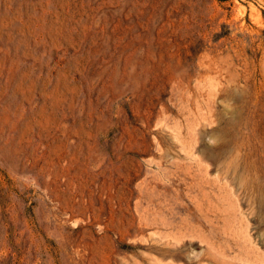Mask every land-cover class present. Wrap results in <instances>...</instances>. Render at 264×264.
<instances>
[{
    "label": "rangeland",
    "instance_id": "374dc122",
    "mask_svg": "<svg viewBox=\"0 0 264 264\" xmlns=\"http://www.w3.org/2000/svg\"><path fill=\"white\" fill-rule=\"evenodd\" d=\"M0 264H264V0H0Z\"/></svg>",
    "mask_w": 264,
    "mask_h": 264
},
{
    "label": "bare ground",
    "instance_id": "6f19581e",
    "mask_svg": "<svg viewBox=\"0 0 264 264\" xmlns=\"http://www.w3.org/2000/svg\"><path fill=\"white\" fill-rule=\"evenodd\" d=\"M174 215V214H173ZM171 218V217H170ZM174 218V217H173ZM164 219H166V218H164ZM168 220H169V218H167ZM167 219L165 220V221H167ZM171 220H172V218H171ZM176 220V219H175ZM164 221V220H163ZM173 221V220H172ZM171 221V222H172ZM157 223H160V222H157ZM166 223H168V222H166ZM173 229V228H172ZM180 258V257H179Z\"/></svg>",
    "mask_w": 264,
    "mask_h": 264
}]
</instances>
